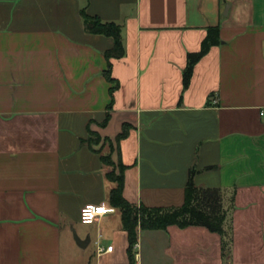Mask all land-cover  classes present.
Returning a JSON list of instances; mask_svg holds the SVG:
<instances>
[{"label":"crops","instance_id":"crops-1","mask_svg":"<svg viewBox=\"0 0 264 264\" xmlns=\"http://www.w3.org/2000/svg\"><path fill=\"white\" fill-rule=\"evenodd\" d=\"M83 7L122 26L117 82ZM107 154L137 205L180 206L191 170L223 191L226 254L220 233L173 224L139 228L135 264H264V0H0V264H130L119 209L81 221L110 203Z\"/></svg>","mask_w":264,"mask_h":264},{"label":"trees","instance_id":"trees-1","mask_svg":"<svg viewBox=\"0 0 264 264\" xmlns=\"http://www.w3.org/2000/svg\"><path fill=\"white\" fill-rule=\"evenodd\" d=\"M84 18L85 30L92 34H103L113 38V46L107 49L104 54L108 62V67L104 74L110 82H117L112 76V60L121 58L125 55V46L122 37V26L115 21H105L98 15H93L87 11L86 7L81 9ZM220 26H211L209 33L202 43L201 50L190 52L188 54V64L184 70V85L187 87L193 75L195 64L209 51L212 45L219 44ZM114 87L111 88L113 95ZM107 112L106 124L111 113ZM127 134L124 129L118 136L121 140ZM101 136L90 131L87 141L92 146V141L99 142ZM104 163L112 166V170L107 173V177L115 182V186L110 191V204L115 206L121 212L123 227L127 230L129 236L128 253L130 264L136 263V245L139 239V228L142 229H167L168 226L176 224L180 227L189 225L206 226L212 231L220 233L225 238L223 250L226 254L229 249V242L226 240L225 220L227 217V208L224 204V195L220 187L199 186L194 181V170H191V176L184 190V202L180 206H147L145 204L137 205L130 202L124 196V172L125 165L121 162L113 161L110 154L102 155Z\"/></svg>","mask_w":264,"mask_h":264},{"label":"built area","instance_id":"built-area-1","mask_svg":"<svg viewBox=\"0 0 264 264\" xmlns=\"http://www.w3.org/2000/svg\"><path fill=\"white\" fill-rule=\"evenodd\" d=\"M117 210L115 206L110 203H91L85 205L81 210V221L85 224H91L98 221L101 217L108 213H113ZM114 248L113 245H108L107 247L99 246L98 253L109 252Z\"/></svg>","mask_w":264,"mask_h":264},{"label":"water","instance_id":"water-1","mask_svg":"<svg viewBox=\"0 0 264 264\" xmlns=\"http://www.w3.org/2000/svg\"><path fill=\"white\" fill-rule=\"evenodd\" d=\"M73 231H74L75 240L78 243V245H80L81 247H87V245L91 241V235L89 234L86 238H82L78 235V233L75 229Z\"/></svg>","mask_w":264,"mask_h":264}]
</instances>
